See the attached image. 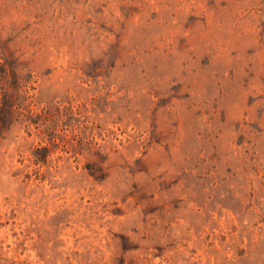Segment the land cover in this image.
<instances>
[{
	"label": "rangeland",
	"instance_id": "rangeland-1",
	"mask_svg": "<svg viewBox=\"0 0 264 264\" xmlns=\"http://www.w3.org/2000/svg\"><path fill=\"white\" fill-rule=\"evenodd\" d=\"M0 264H264V0H0Z\"/></svg>",
	"mask_w": 264,
	"mask_h": 264
}]
</instances>
